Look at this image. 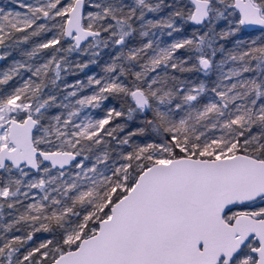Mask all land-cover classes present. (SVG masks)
<instances>
[{
  "label": "snow or ice",
  "instance_id": "snow-or-ice-1",
  "mask_svg": "<svg viewBox=\"0 0 264 264\" xmlns=\"http://www.w3.org/2000/svg\"><path fill=\"white\" fill-rule=\"evenodd\" d=\"M13 2L0 264H264V0Z\"/></svg>",
  "mask_w": 264,
  "mask_h": 264
},
{
  "label": "trees",
  "instance_id": "trees-1",
  "mask_svg": "<svg viewBox=\"0 0 264 264\" xmlns=\"http://www.w3.org/2000/svg\"><path fill=\"white\" fill-rule=\"evenodd\" d=\"M11 1H12V0H0V7H2L1 5H2L4 2H11ZM161 15H163V13H162ZM47 36L49 37V36H50V33L47 34ZM36 39L39 40V39H42V38H36ZM163 39H164L165 41H168V40H170L171 38L164 36ZM24 47H28V46H24ZM42 55H43V54H42ZM45 55H47V50H46V52H45ZM13 57H14L15 59H21V57H18V53H16V52L13 53ZM70 59L73 60V61H75V60H77V59H83V60H86L87 57H79L78 55L73 54V55L70 57ZM107 60H108V56H107V54H105V55L102 56L101 61H100V64L90 66V67H89L88 69H86L83 73H79L78 76H74V75H71V74H67V75H65V80H66V82H67V83H74L75 80H76L77 78H79L80 80H82V81H84V82L86 83V82H87V76H88V75H95V76H97V77L103 75V72H102V70H101V65H102L105 61H107ZM5 62H6V61H5ZM26 76H27V74H25V77H26ZM68 90L71 91V89H68ZM91 91H92L91 88L85 89L83 92L80 93V95H87V94H90ZM61 98H62V97H61ZM108 103L111 104V103H114V102H113V101H109ZM117 106H118V105H117ZM56 111H59V110H55V109L53 110V112H56ZM83 114H92L94 117H97V118L103 115V113H102L100 110H93V109H90V108H89V109H85V110H84V113H82V115H83Z\"/></svg>",
  "mask_w": 264,
  "mask_h": 264
},
{
  "label": "rangeland",
  "instance_id": "rangeland-1",
  "mask_svg": "<svg viewBox=\"0 0 264 264\" xmlns=\"http://www.w3.org/2000/svg\"><path fill=\"white\" fill-rule=\"evenodd\" d=\"M25 2H27V3H33L34 0H25ZM1 6H2L3 8H5V10H10V9H12V10L23 11L22 9H19V8L17 7V4L14 3L13 0H12L11 2H4ZM50 36H51V33H50ZM50 36H49V37H50ZM42 56H43V58H45V59L47 58V55H45V54H43ZM18 57H20L19 54H18ZM11 59H12V58H9V60L6 61V62L3 61L2 64L0 65V68L6 67L7 64H9V63L11 62ZM39 62H43L42 59L39 60Z\"/></svg>",
  "mask_w": 264,
  "mask_h": 264
},
{
  "label": "water",
  "instance_id": "water-1",
  "mask_svg": "<svg viewBox=\"0 0 264 264\" xmlns=\"http://www.w3.org/2000/svg\"><path fill=\"white\" fill-rule=\"evenodd\" d=\"M0 51H2V49H0ZM2 64V62H0V65Z\"/></svg>",
  "mask_w": 264,
  "mask_h": 264
}]
</instances>
